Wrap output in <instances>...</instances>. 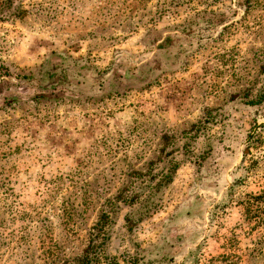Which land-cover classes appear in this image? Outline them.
I'll list each match as a JSON object with an SVG mask.
<instances>
[{
  "label": "rangeland",
  "instance_id": "1",
  "mask_svg": "<svg viewBox=\"0 0 264 264\" xmlns=\"http://www.w3.org/2000/svg\"><path fill=\"white\" fill-rule=\"evenodd\" d=\"M264 264V0H0V264Z\"/></svg>",
  "mask_w": 264,
  "mask_h": 264
},
{
  "label": "trees",
  "instance_id": "2",
  "mask_svg": "<svg viewBox=\"0 0 264 264\" xmlns=\"http://www.w3.org/2000/svg\"><path fill=\"white\" fill-rule=\"evenodd\" d=\"M96 238H98L97 235H93L91 238L90 243L88 244L87 250L83 256L81 264H95L93 261L96 258V252L98 244L96 243ZM125 264H139L138 260L135 259H129Z\"/></svg>",
  "mask_w": 264,
  "mask_h": 264
}]
</instances>
